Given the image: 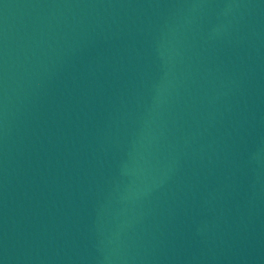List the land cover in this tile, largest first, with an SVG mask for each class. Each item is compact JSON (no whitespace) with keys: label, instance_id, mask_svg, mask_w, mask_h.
I'll return each mask as SVG.
<instances>
[{"label":"water","instance_id":"1","mask_svg":"<svg viewBox=\"0 0 264 264\" xmlns=\"http://www.w3.org/2000/svg\"><path fill=\"white\" fill-rule=\"evenodd\" d=\"M0 264H264V0H0Z\"/></svg>","mask_w":264,"mask_h":264}]
</instances>
